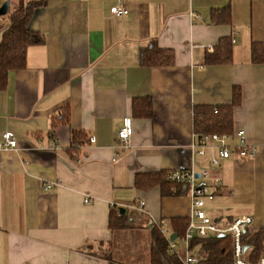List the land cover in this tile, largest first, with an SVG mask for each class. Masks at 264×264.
<instances>
[{
  "label": "crops",
  "instance_id": "0c3cea01",
  "mask_svg": "<svg viewBox=\"0 0 264 264\" xmlns=\"http://www.w3.org/2000/svg\"><path fill=\"white\" fill-rule=\"evenodd\" d=\"M119 5L129 15L115 18ZM224 8L231 22L214 24L212 11ZM30 27L44 43L0 92V141L5 133L19 141L0 150V264H135L126 242L134 235L147 239L150 264L148 220L165 219L174 233L172 220L190 219L192 200L138 190V174L207 168L222 180L208 208L264 228V65L251 61L252 43H264V0H48ZM224 37L233 38L232 63L205 65ZM152 43L174 52L173 66H141ZM235 87L233 131L259 153L213 168L192 152L195 108L231 105ZM137 98L152 99V117L133 116ZM126 118L133 130L122 150ZM73 133L88 143L76 148ZM43 182L60 185L45 191ZM121 209L131 228L112 231L111 212Z\"/></svg>",
  "mask_w": 264,
  "mask_h": 264
},
{
  "label": "trees",
  "instance_id": "16d2710c",
  "mask_svg": "<svg viewBox=\"0 0 264 264\" xmlns=\"http://www.w3.org/2000/svg\"><path fill=\"white\" fill-rule=\"evenodd\" d=\"M8 1V0H6ZM48 0L20 1L9 11V22L0 21V92L7 87L9 75L13 71L26 67L29 48L44 43L43 36L31 29L30 25L35 14L47 6ZM214 24H229L231 22L230 8L212 11ZM233 59V38H221L211 52L206 53L205 65H228ZM251 61L254 65H264V43L253 42L251 46ZM175 63L172 50L162 49L157 43H152L140 53V64L145 68H167ZM241 104V91L234 89L231 105L195 108L196 134H233L234 109ZM133 116L146 119L153 116L151 98L135 99L132 105ZM72 145L76 148L88 143L82 133H73ZM74 148L73 151L76 149ZM138 174L135 178V188L141 191L160 187L164 197H182L188 194V187L171 182L172 172ZM174 234L181 239L189 226V219L175 218L172 220ZM112 231H122L131 228L127 224L126 214L112 211L110 217ZM264 231L259 230L248 238V243L255 246L259 256L263 250ZM200 247L203 260L200 264H233L232 241L230 238H215L205 242H194L192 248ZM114 264V263H112ZM150 264H180L177 257L169 254V242L157 229L151 230Z\"/></svg>",
  "mask_w": 264,
  "mask_h": 264
},
{
  "label": "built area",
  "instance_id": "2783aa9c",
  "mask_svg": "<svg viewBox=\"0 0 264 264\" xmlns=\"http://www.w3.org/2000/svg\"><path fill=\"white\" fill-rule=\"evenodd\" d=\"M115 18L129 15V11L122 5L111 9ZM198 18V16H196ZM133 122L131 118L124 120V126L118 134L122 150L127 149V144L132 136ZM91 138L90 143L94 144ZM19 141L12 133H5L0 141V150H17ZM193 155L207 159L213 168H219L221 163L231 158L240 161L254 160L259 149L248 143L246 133L243 130L233 134H195V142L192 146ZM120 153H117V157ZM171 182L188 187V194L192 200V212L189 226L183 238L171 241L174 234L168 227L165 219L155 220L150 218L147 222L148 229H157L169 242V254L178 258L180 264H200L203 257L200 255V247L192 248L194 242H205L215 238H230L232 241L233 264H264V242L262 253L257 256L255 246L248 243V238L259 230L254 217L242 215L231 221L223 220L215 211L208 208L215 201V188L222 184L220 178L212 177L209 169L197 171L195 167L190 170H175L168 177ZM50 182H43L45 191L52 190L55 186ZM85 204H91L88 196ZM135 210L144 215L145 202H140Z\"/></svg>",
  "mask_w": 264,
  "mask_h": 264
},
{
  "label": "rangeland",
  "instance_id": "374dc122",
  "mask_svg": "<svg viewBox=\"0 0 264 264\" xmlns=\"http://www.w3.org/2000/svg\"><path fill=\"white\" fill-rule=\"evenodd\" d=\"M11 9V8H10ZM9 13L4 16L0 17V21L5 22V24H8L9 22ZM147 239L145 236H139V235H134L131 238L127 239V244L129 245V256L133 255L135 257V264H148L147 258L149 257L147 255L148 252V246H147ZM126 244V245H127ZM128 250H126L127 252ZM146 252V253H145ZM115 260V259H113Z\"/></svg>",
  "mask_w": 264,
  "mask_h": 264
},
{
  "label": "water",
  "instance_id": "95a60500",
  "mask_svg": "<svg viewBox=\"0 0 264 264\" xmlns=\"http://www.w3.org/2000/svg\"><path fill=\"white\" fill-rule=\"evenodd\" d=\"M11 8V3L9 1H6L1 7H0V17L6 16ZM121 214H125V210L121 209L120 210ZM177 234H173L171 237V241H175L177 239ZM223 238V236H221Z\"/></svg>",
  "mask_w": 264,
  "mask_h": 264
}]
</instances>
